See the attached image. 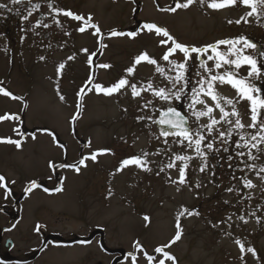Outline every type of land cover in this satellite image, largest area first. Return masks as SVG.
I'll return each mask as SVG.
<instances>
[{
    "label": "rangeland",
    "instance_id": "374dc122",
    "mask_svg": "<svg viewBox=\"0 0 264 264\" xmlns=\"http://www.w3.org/2000/svg\"><path fill=\"white\" fill-rule=\"evenodd\" d=\"M0 3L8 5L0 8V116L18 117L0 122V138L20 141L19 147L0 142V175L7 182V194L0 187V264H131L130 252L136 253L139 264H147L143 251L157 260L163 258L154 249L173 239L177 223L181 239L166 249L175 260L165 264H264V172L260 171L264 154L251 149L258 157L253 161L248 158V148L229 150L227 154L239 161L235 166L225 156L226 144L217 132L209 134L205 128L206 140L201 147L207 153V164L200 171L204 161L185 147L187 142L178 144L180 138L174 137L165 143L156 128L155 121L168 106L184 112L193 129L210 123L208 117L197 122L189 108L197 73H203L200 63L187 61L188 84L180 100L162 101L151 90L134 96L131 87L107 95L95 87H110L121 78L138 89L146 88L148 82L168 86L166 76L158 73L155 65L135 62L147 52L167 75H176L162 59L171 42L162 45L164 38L141 28V24L155 23L176 41L199 48L245 37L250 30L254 41L261 44L263 40L257 38L264 37L260 32L264 15L247 17L250 8L241 0L219 10L197 0L172 15L160 9L174 6L175 0H47L33 7L7 0ZM64 11L86 19L91 16L100 33L94 34L95 29L64 15ZM81 26L84 32L78 31ZM113 31L125 33L120 38ZM228 50L223 45L220 48L221 52ZM249 52L250 48H244L243 54ZM258 53H263L261 48L253 50L251 56ZM174 54L170 60L184 61L182 53ZM60 64L65 65L63 69ZM105 64L110 67H101ZM207 65L214 73L231 70L240 77L247 74V65L239 69L224 65L219 70L214 61ZM129 67L134 73L126 71ZM216 87L224 97L236 98V90L231 86L229 90L228 84ZM205 99L213 104L210 98ZM148 101L152 103L145 108ZM225 107L231 110V106ZM236 107L242 122L251 124L249 101L241 100ZM213 115L219 119L221 114L217 109ZM252 130L239 132L246 135ZM207 143H213V148L204 147ZM241 151L244 156L238 155ZM144 152L149 154L146 159L151 171L136 165L118 170L122 160ZM216 152L221 153L224 168L232 166L231 172L214 171L215 160L210 154ZM176 154L193 157L183 184L178 183L183 163L175 161L176 167H166ZM250 161L256 168L246 165ZM58 165L69 166L55 172ZM245 179L255 187H244ZM32 181L38 187L25 195ZM183 209L192 214L185 213L178 221ZM6 240H11L12 247L5 248ZM237 240L245 246L243 252ZM136 241L142 251L133 247Z\"/></svg>",
    "mask_w": 264,
    "mask_h": 264
},
{
    "label": "snow or ice",
    "instance_id": "6c2138e0",
    "mask_svg": "<svg viewBox=\"0 0 264 264\" xmlns=\"http://www.w3.org/2000/svg\"><path fill=\"white\" fill-rule=\"evenodd\" d=\"M22 0H11L12 4H19ZM30 2V0H29ZM197 2V0H184L183 3L180 2V0H175L174 6H169L168 8H161V11H171L176 12L178 9H187L190 7L193 3ZM199 3L201 5H204L207 3V7L219 10L227 6H232L237 3V0H199ZM241 3L244 6H248L250 8V11L246 13L247 17H251L254 14L255 15H264V0H241ZM50 7L52 5H49ZM259 6V11H258ZM38 7V5H37ZM0 8H8L7 4L0 3ZM11 11V9H8ZM29 15H31V12H29ZM64 15L71 17L77 21H84L87 26H90L91 28L95 29L94 34H99L100 29L99 26L96 24L91 23L92 17L89 16L87 19L81 15L74 14L71 11H64ZM59 23V21H56ZM231 23V21H229ZM236 23H240L239 20L236 21ZM44 27H48L47 24L44 25ZM144 28L148 32H154L157 36H161L166 39H161L160 43L162 45H167L169 42H171L172 47H169L167 52L163 55L162 59L164 61L169 62L171 65V68L169 71L175 72L176 75H167L165 73V69L161 67L156 59L150 58L149 54L147 52L142 53L136 58V64H139L142 61H147L149 64L156 66V71L160 73L161 75H165L169 84L166 87H156L153 85L152 82L147 83L146 88L138 89L136 84H129L128 79L121 78L118 80L115 84H113L110 87L105 88L102 85L97 84L95 87L98 91H102L107 95H111L114 92L120 91L122 88L125 87H131L133 90L134 96H140L142 91H148L151 90L153 94L158 97L162 101H171V100H180L182 98V95L184 94L185 88L188 84V79L186 76L187 73V59L191 58L192 53L202 54L206 53L209 50L215 53V56L209 55L207 57V60H202L200 63V68L203 69V73H197V76L199 79L196 81V85L191 90V102L189 104V108L192 110V115L196 118V121L199 122L202 117H208L210 120V123L208 124H198V127L193 129L189 125L188 118L185 114L181 113L177 110L176 107L168 106L165 111H163V114L161 118L158 121H155L161 125H167L170 129L173 131H162L161 135L167 138L169 135L179 137L180 139L177 141L178 144L186 145V148L192 149L197 157H200L204 163L200 168V171L204 170V167H206V157L207 153L202 149L201 145L206 140L205 135L203 134L202 129H207L209 134H211L213 131H216L219 137L222 138H229L231 137L233 131L240 129L243 130L245 128L254 129L256 131L249 132L246 135L241 134L239 137V141L236 144L237 148H248V158L250 160H256L258 159L257 156L252 154L251 149H256L258 152L264 154V149L260 148L259 145L264 143V115L261 114L259 110L264 109V96L261 95H254V93H261L262 89L256 87L254 83H252L253 79H258L264 74V69H262L259 65L256 59H254L251 55H245L243 54L244 48H256V45L251 43L247 40L245 37H240L238 39H228V40H220L217 42L218 45H229L231 46L228 50V52H219L217 51V45H206L204 48L194 47L185 45L183 43H180L175 40V38L170 34V32L163 28L162 26H158L155 23H146L144 25ZM78 31L84 32L85 27L81 26ZM113 35H123V33L115 32L113 31ZM131 36H135V33H129ZM243 44L244 48L237 47V45ZM83 51L87 52V49H84ZM177 51L184 54V61L182 62H175L173 60H170V57L173 56L174 53ZM261 56H264V53H260ZM229 56H234V59H229ZM74 57H69V59H73ZM43 59V57L41 58ZM214 61V68L219 70L224 67V65L234 66L235 69L241 68L243 65L249 66V72L247 77H240L238 72L231 71V70H225L223 73L217 71L213 72L212 68H209L207 65V61ZM64 64H60L59 68L63 69ZM101 67L107 68L110 67V65H101ZM129 74L134 73L135 69L133 67H129L126 70ZM224 85L228 84L233 89L236 90V98H227L224 97L218 90L216 85ZM83 89L81 90V92ZM4 95L10 96L13 99H17V97L13 96L11 92L3 91ZM63 100V96L60 97ZM205 98H210V100L213 102V104L209 105L206 103ZM241 100H247L250 103V119L252 121L251 124L245 125L242 122V119L240 118V113L236 107V105ZM151 101H148L144 107L147 108L149 104H151ZM196 105H202L203 107L200 109H197ZM225 105L231 106V110H226ZM219 110L220 112V118L217 119L213 113L216 110ZM232 117H235V119H232ZM18 117L13 116L11 114H5L3 116H0V122L4 120L9 119H17ZM138 119H143V117H138ZM151 119V117H149ZM227 124L230 125L226 131H219L216 126L218 124ZM15 131V130H14ZM34 138V137H33ZM0 142H7L15 144L17 147L20 146L19 140H13L11 138H0ZM255 142V143H253ZM165 143H167V139H165ZM207 149L213 148V143H207L204 145ZM107 151V150H104ZM149 154L147 152L142 153L141 156H134L129 159H124L121 161L122 167L118 170H122L123 166L128 165H136L138 167L143 168L146 171H151L150 168L147 167V156ZM239 156H244L245 153L243 151L238 153ZM193 157L189 155H180L176 154L174 156V160H171L169 163H167V168H174L176 167L175 161H180L183 163V166L179 170V181L178 183L183 184L185 182V176H186V169L188 167V161H190ZM91 159L93 161L96 160V155L93 154L91 156ZM82 164L83 161H80ZM62 167H67L69 165H61ZM71 167H75V165H72ZM250 168H256L255 164L248 165ZM79 167H76V171L79 172ZM161 171H164V168L160 169ZM261 172H264V167L260 168ZM15 181H12L14 183ZM176 183L177 181H173ZM244 187L246 188H253L255 185L252 183L251 180H244ZM199 186V185H198ZM0 187H4L6 189L7 194V182L6 177L3 175H0ZM32 187H38L36 181L31 182V187L28 189V191L31 190ZM47 191V189H45ZM60 189H57L59 191ZM232 189H229L231 191ZM185 213H188V215H191V212H188L187 209H183L181 212L178 213L177 220L179 221V217L183 216ZM254 215V213H253ZM149 218L146 216L145 220H148ZM240 219H244L243 217H240ZM246 222V221H245ZM177 232L176 235L173 237V239L166 244H163L159 247H156L154 249L155 253H161L163 258L157 260V258L154 255H150L147 253V251H143V255L145 256L147 260V264H153L155 261V264H165L166 260H175V257L172 256L168 251H166L167 248L171 246V244L176 243L181 239V226L179 223L176 225ZM37 231L40 230V226H37ZM236 243L240 246L241 251L243 252L245 250V246L241 243V241L237 240ZM133 247L136 249L137 252L142 251V245L139 241H136L133 245ZM247 251L254 253L255 250L252 248H248ZM129 257L131 259V264H139L138 257L135 252H130Z\"/></svg>",
    "mask_w": 264,
    "mask_h": 264
},
{
    "label": "flooded vegetation",
    "instance_id": "af4514ba",
    "mask_svg": "<svg viewBox=\"0 0 264 264\" xmlns=\"http://www.w3.org/2000/svg\"><path fill=\"white\" fill-rule=\"evenodd\" d=\"M7 1H11V0H7ZM44 2H46V1H35V2H29V3H23L24 5H27L28 7H33L32 5H36V4H43ZM20 4V3H19ZM167 12H169V14H171L172 15V13H174V12H171V11H167ZM248 27V26H247ZM242 28V27H241ZM246 31V30H245ZM234 33H236L235 31H233ZM260 32L263 34L264 33V29H260ZM224 33H226V32H224ZM264 35V34H263ZM159 37H161V36H159ZM262 38H257L258 40H263V42L260 44L259 42H255L254 40L256 39V37H255V35H254V33H253V31L252 30H250L249 32L248 31H246L245 32V38H247V40L248 41H250L251 43H253V44H255L256 45V48H250V52H249V54L250 55H253V50H257V51H259V48H261L262 49V51H263V53H264V37L263 36H261ZM237 39H238V37H236ZM164 39H166V38H164ZM232 39H235V38H232ZM228 40V39H227ZM210 44H212V45H217V51H219V52H221L220 51V48H221V46L222 45H218L217 44V42H214V43H210ZM210 44H207V45H210ZM204 46H206V45H204ZM224 46V48L225 47H227V48H230V46L229 45H223ZM180 54H181V52H180ZM183 54V53H182ZM175 55V54H174ZM209 55H212V56H215V53L214 52H212L211 50H209L208 52H206V53H202V54H197V53H195V56H193V55H191V58L190 59H187V61H190V60H196V61H198V63H201V61L202 60H207V57L209 56ZM260 54L258 53L257 55H256V57H254V59H256L257 60V62H259L260 63V67L262 68V69H264V61H263V59H264V56H261L260 55V57L258 58V56H259ZM183 57H184V54H183ZM253 57V56H252ZM184 59H185V57H184ZM211 60H209V61H207V63H209ZM263 61V62H262ZM248 72H249V66L247 65V74H246V76L245 77H247L248 76ZM256 80V82H252V83H254L255 85H256V87H258V88H260V89H262V90H264V74H262V76L260 77V78H258V79H255ZM230 86L228 85V88H229ZM231 89V87L229 88V90ZM254 95H261V96H264V91H262L261 93H259V94H257V93H254ZM260 112H261V114L262 115H264V109H262V110H259ZM189 123H190V126H191V121H190V118H189ZM229 127H231L230 125H227V124H224V123H221L220 124V126H219V131H221V129H223V131H226ZM191 128H192V126H191ZM254 131H256V130H252V132H254ZM216 136H217V133H216ZM239 137H240V132H239V129H237V130H235V131H233V133H232V135H231V137H229V138H227V139H225V138H222V137H220V139L221 140H223V143H225L226 144V149H227V151L225 152V156H227L230 160H233V158H232V156H229L227 153H228V151L230 150V152H232L233 153V151L234 150H237V147H236V144H237V142L239 141ZM261 145V148L262 149H264V143H262V144H260ZM219 148H220V144H219ZM242 150L244 149V148H241ZM210 155H212V161H214L215 160V166H216V169H214V171L216 170V172L218 173V174H220V173H228V172H231L232 171V166L231 165H227L226 166V168H224L223 167V160L221 159V157H222V155H221V153H218L217 154V152L216 153H213V154H210ZM228 160V159H227ZM234 161V163H235V166L239 163V161L238 160H233ZM252 164V162L250 161V162H247L246 163V165H251ZM2 241H3V239L0 237V244L2 243Z\"/></svg>",
    "mask_w": 264,
    "mask_h": 264
},
{
    "label": "water",
    "instance_id": "95a60500",
    "mask_svg": "<svg viewBox=\"0 0 264 264\" xmlns=\"http://www.w3.org/2000/svg\"><path fill=\"white\" fill-rule=\"evenodd\" d=\"M31 1H37V0H30V2H31ZM26 2H29V0H22L21 3H26ZM177 110L180 111L181 113H183L181 110H179V109H177ZM162 114H163V112L159 115L157 121L161 118ZM183 114H184V113H183ZM188 121H189V119H188ZM156 128H157L158 133H159V135H160V137H161L162 139H167V138H173V137H175V136H171V135H169L167 138H165L164 136L161 135V132H162V131H173V130L170 129L167 125H161V124H159V123L156 122ZM63 168H64V167H62L61 165H59V166L56 167V170H61V169H63ZM28 189H29V188H28ZM28 189L26 190V193L28 192ZM39 231H40V230H39ZM9 243H11V241H8V242H7L6 247H8V244H9Z\"/></svg>",
    "mask_w": 264,
    "mask_h": 264
},
{
    "label": "trees",
    "instance_id": "16d2710c",
    "mask_svg": "<svg viewBox=\"0 0 264 264\" xmlns=\"http://www.w3.org/2000/svg\"><path fill=\"white\" fill-rule=\"evenodd\" d=\"M56 138H57V136L56 135H54Z\"/></svg>",
    "mask_w": 264,
    "mask_h": 264
}]
</instances>
